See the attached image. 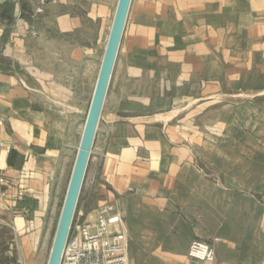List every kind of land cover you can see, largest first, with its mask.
<instances>
[{
    "label": "crops",
    "instance_id": "1",
    "mask_svg": "<svg viewBox=\"0 0 264 264\" xmlns=\"http://www.w3.org/2000/svg\"><path fill=\"white\" fill-rule=\"evenodd\" d=\"M109 1L52 0L37 12L40 0H0V220L23 251L61 185L72 116L48 97L65 93L64 80L22 60H79L84 90ZM146 1L134 22L146 33L129 35L119 61L77 213L115 203L131 264H264V114L248 130L211 128L212 108L235 96L264 106V0ZM194 238L214 260L188 256Z\"/></svg>",
    "mask_w": 264,
    "mask_h": 264
},
{
    "label": "rangeland",
    "instance_id": "2",
    "mask_svg": "<svg viewBox=\"0 0 264 264\" xmlns=\"http://www.w3.org/2000/svg\"><path fill=\"white\" fill-rule=\"evenodd\" d=\"M49 1L52 0H40L41 6L37 9V12H41V7ZM146 2V0L131 1L130 9L124 26L120 46L118 49V53L116 56L100 116L103 115L106 106L109 104L110 97L114 92V76L120 66L119 61L122 58L125 50H128L129 48L131 49L132 45H134L129 42V35L146 33L144 32L143 28L134 27L135 20H141L145 18V15L147 14L145 6ZM115 3L116 0H111L108 2L107 17L103 29L101 30L99 38H97L91 50L93 58L89 61L90 72L89 77L87 79V83L85 82L84 84H82V88H85L83 91H80V76L82 71L79 60L74 61L64 58H41L37 60H27V64H25V60H22L21 66L23 70L24 67L32 66V63H34L36 65H40L41 68L46 69V71H50L52 77H55L58 80L61 78L62 81L64 80V86L66 87L65 93L61 95L58 91H51L49 92L48 97L50 99V103L53 106L54 104H58L55 109L67 110L68 114L72 116L71 157L66 166V169L63 172L61 185L59 186V188H57L56 193H54V203L52 204L51 209L47 212L46 218L42 220L41 225L32 227V229L30 230L32 232L37 231L36 241L34 242L31 250L25 249L23 251L19 249L20 239L18 237H14L13 230L11 229V227H8L4 223H1L0 220V264H47L61 206L63 203L70 173L72 170L77 146L79 144L82 128L85 121V116L88 110L90 95L95 81L94 79L104 48L105 37L108 34V30L111 25ZM162 29L164 28H158V30L154 34H161ZM42 48H45L46 50L49 49L48 45L45 44L41 46V49ZM60 48L61 47L59 46L57 47L58 51L60 50ZM78 95H80V97L77 100V104L75 97ZM254 100L255 98L251 96H235L231 101V106L225 107L217 105L213 107L212 114L216 119V123L211 124V128L216 130L219 134L221 131H224L225 128L228 130H232L233 132L251 129V126L253 124L251 123V121L249 122L250 118H252V116L256 115L258 112L260 114H264V106L256 107V104H253L255 103ZM217 102L220 103L221 101L218 100ZM188 109L191 108L187 107V110ZM205 109L206 111L208 110V108ZM201 128L202 130L209 131L208 122H202ZM216 141L218 146L225 145V139L223 138H217ZM245 141L246 140H244V142ZM240 143L241 139L233 140V146L236 148H239L241 146ZM79 201L80 196L76 206V212L79 205Z\"/></svg>",
    "mask_w": 264,
    "mask_h": 264
},
{
    "label": "built area",
    "instance_id": "3",
    "mask_svg": "<svg viewBox=\"0 0 264 264\" xmlns=\"http://www.w3.org/2000/svg\"><path fill=\"white\" fill-rule=\"evenodd\" d=\"M5 183L0 174V184ZM128 247L123 217L115 203L106 202L85 218L75 210L60 264H131ZM188 256L212 261L215 251L210 243L194 238L189 244Z\"/></svg>",
    "mask_w": 264,
    "mask_h": 264
},
{
    "label": "water",
    "instance_id": "4",
    "mask_svg": "<svg viewBox=\"0 0 264 264\" xmlns=\"http://www.w3.org/2000/svg\"><path fill=\"white\" fill-rule=\"evenodd\" d=\"M132 0H118L112 26L101 62L96 86L89 105L78 149L65 191L47 264H60L72 219L90 159L98 122L120 46Z\"/></svg>",
    "mask_w": 264,
    "mask_h": 264
},
{
    "label": "bare ground",
    "instance_id": "5",
    "mask_svg": "<svg viewBox=\"0 0 264 264\" xmlns=\"http://www.w3.org/2000/svg\"><path fill=\"white\" fill-rule=\"evenodd\" d=\"M117 3H118V0H116V3H115V8H114V13H113V17H112V21H111V25L109 27V32L108 34L106 35L105 37V44H104V48H103V51H102V55H101V59H100V62H99V66H98V69H97V72H96V76H95V81H94V85L92 87V91H91V95H90V101H89V105H90V102H91V99H92V96H93V92H94V89H95V86H96V82H97V78H98V74H99V70H100V66H101V62H102V59H103V55H104V51H105V48H106V44H107V40H108V37H109V33H110V29H111V26H112V22H113V18H114V14H115V11H116V6H117ZM88 90V88H87ZM83 91V90H82ZM89 105H88V109H89ZM87 113H88V110H87ZM87 113H86V116H87ZM86 116H85V120H86ZM84 124H85V121H84ZM84 127V125H83ZM82 131H83V128H82ZM82 134V132H81ZM81 137V136H80ZM80 141V140H79ZM79 145V144H78ZM77 149H78V146H77ZM77 152V151H76ZM75 159V158H74Z\"/></svg>",
    "mask_w": 264,
    "mask_h": 264
}]
</instances>
